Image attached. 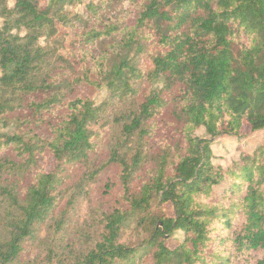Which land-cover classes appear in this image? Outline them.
Segmentation results:
<instances>
[{
  "label": "trees",
  "instance_id": "1",
  "mask_svg": "<svg viewBox=\"0 0 264 264\" xmlns=\"http://www.w3.org/2000/svg\"><path fill=\"white\" fill-rule=\"evenodd\" d=\"M83 1L0 0V264H27L28 245L44 226L54 238L47 264H232L264 252V146L227 168L212 162L210 147L244 126L264 129V0L88 3L90 18L74 17L93 25L79 43L114 48L96 62V81L84 62L80 78L57 83L58 25L71 24L67 8ZM125 3L137 10L134 25L106 24L102 13ZM144 44L154 47L150 70L135 61ZM143 80L149 88L138 101ZM80 83L104 90L105 101L66 99L64 88ZM12 113L22 118L7 135L1 130ZM112 122L123 139L109 157L121 168V202L101 211L103 232L91 247L66 253L55 234L64 226L67 177L90 160ZM200 128L206 138L195 136ZM133 222L149 230L137 247L120 243ZM175 232L183 241L170 250Z\"/></svg>",
  "mask_w": 264,
  "mask_h": 264
},
{
  "label": "rangeland",
  "instance_id": "2",
  "mask_svg": "<svg viewBox=\"0 0 264 264\" xmlns=\"http://www.w3.org/2000/svg\"><path fill=\"white\" fill-rule=\"evenodd\" d=\"M99 0H87L82 4H77L74 7H68V20H71V24L67 26L58 25L61 37L59 42L55 43L53 47L57 49L56 56L61 57L64 60L58 61L53 64V72L51 78L59 83L60 81L67 80L73 81L74 78H80L82 76V66L86 62L87 66L91 68L92 75L90 79L96 81L99 71L95 66L96 62L101 60L104 53L111 52L113 48H110V43L98 42L95 45L83 47L79 38L82 37L88 30L93 28L92 23L86 24L85 21L77 24L75 16H84L83 19H88L90 16L85 10L84 6L88 3L98 6ZM12 5V3H10ZM105 23L117 25L120 29H127L134 25L136 20L137 10L132 5L125 3L123 5V11L112 8L107 9L102 13ZM97 29V27L95 28ZM41 45H46L44 41H40ZM145 53L136 56L135 61L140 65H144L150 70V62L147 53H154V47L150 44H144ZM134 50L131 52V57ZM120 57H124L123 53H119ZM84 56V58L82 57ZM89 63V64H88ZM1 75V73H0ZM64 87V86H63ZM149 88V82L143 80L140 83V95L137 98L138 101L142 100V95ZM64 96L68 100H72L76 97L82 99L92 100L96 106H100L106 99V93L104 90L98 87L88 86L85 83H80L76 86L64 88ZM122 105L128 104V101L121 103ZM118 113H123V107L118 104L116 110ZM13 115L8 120L6 126L2 127V133L12 135L16 130L15 120L22 118L19 113H12ZM26 116V113L24 112ZM23 116V119L24 117ZM13 117V118H12ZM44 129V128H43ZM45 130H43V133ZM195 136L200 138H206V134L203 129H198L195 132ZM122 143L123 139H120V128L116 123L112 122L109 128L106 129L103 137L96 143V149L90 160L85 164L76 166L67 177V185L69 189L65 193V201L67 203V211L60 220L63 221L62 232L55 234L59 235V241L56 243L62 246L61 251L71 253L73 255L78 254L83 249H87L97 241L103 232L101 225L100 214L101 211H111L114 208L119 207L121 202V195L123 186L120 181L121 168L117 164L109 162V157L112 151V143ZM211 150L213 155L212 162L222 168H227L232 162L238 160L241 153H252L256 148L264 146V129L260 131L252 132L248 126H244L241 129L240 135L235 136H221L213 139L211 142ZM128 151V150H127ZM128 154L130 151L127 152ZM7 158L10 161L19 160L16 156L8 154ZM98 171L97 176L91 174ZM226 187L223 184L215 188V192L219 193ZM73 201L72 203L69 201ZM167 212H170L169 206H167ZM2 215V214H1ZM235 229L240 230L242 227V220H238L235 224ZM149 230L147 228H138L136 222H133L129 226L125 227L121 236L120 243L137 247L143 244V240L148 237ZM38 239L31 241L26 250V258L24 262L27 264H47V255L52 245L48 243L54 240L52 230L49 227H42L37 235ZM183 241V234L175 232L171 238L166 240V247L170 250L175 249ZM59 247V248H60ZM74 247V249H71ZM71 249V250H70ZM53 252L56 251L53 249ZM58 254V253H57ZM264 259V252L260 250H253L247 252L243 257L234 259L232 264H257L260 260ZM152 263V261H150ZM148 264V263H147Z\"/></svg>",
  "mask_w": 264,
  "mask_h": 264
}]
</instances>
